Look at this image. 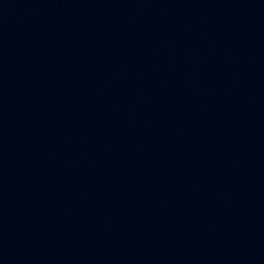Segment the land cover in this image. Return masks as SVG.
<instances>
[{
  "label": "water",
  "instance_id": "1",
  "mask_svg": "<svg viewBox=\"0 0 264 264\" xmlns=\"http://www.w3.org/2000/svg\"><path fill=\"white\" fill-rule=\"evenodd\" d=\"M0 264H264V0H0Z\"/></svg>",
  "mask_w": 264,
  "mask_h": 264
}]
</instances>
